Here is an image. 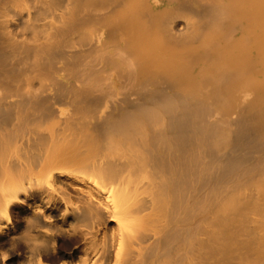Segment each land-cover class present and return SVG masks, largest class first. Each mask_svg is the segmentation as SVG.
Returning a JSON list of instances; mask_svg holds the SVG:
<instances>
[{"label": "bare ground", "instance_id": "bare-ground-1", "mask_svg": "<svg viewBox=\"0 0 264 264\" xmlns=\"http://www.w3.org/2000/svg\"><path fill=\"white\" fill-rule=\"evenodd\" d=\"M0 215L6 264H264V0H0Z\"/></svg>", "mask_w": 264, "mask_h": 264}, {"label": "clouds", "instance_id": "clouds-1", "mask_svg": "<svg viewBox=\"0 0 264 264\" xmlns=\"http://www.w3.org/2000/svg\"><path fill=\"white\" fill-rule=\"evenodd\" d=\"M0 218H6V217H3L2 215H0ZM30 220H31V219H30ZM30 220L28 221L29 226H30ZM28 230H29V228H28ZM28 230H27V231H28ZM33 231H36V230L34 229ZM22 241H23V243H25V244L28 246V248L30 249V252H31V255L28 257L27 264H36V260H38L39 258L36 257V258L34 259V257H33V252H34V250L37 249V248H43L45 242H43V241H39V240H33V241H31V242H28V241H25V240H22ZM15 248H16V247H15ZM15 248H14V249H15ZM8 259H9V256H7V255H5V254H3V253H0V261H4L5 264H6V261H7Z\"/></svg>", "mask_w": 264, "mask_h": 264}]
</instances>
